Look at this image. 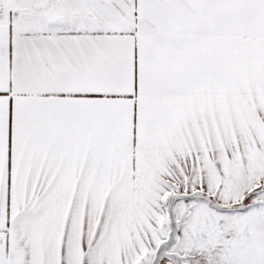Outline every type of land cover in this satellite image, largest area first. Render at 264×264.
Listing matches in <instances>:
<instances>
[{
	"label": "snow or ice",
	"instance_id": "1",
	"mask_svg": "<svg viewBox=\"0 0 264 264\" xmlns=\"http://www.w3.org/2000/svg\"><path fill=\"white\" fill-rule=\"evenodd\" d=\"M0 264H264V0H0Z\"/></svg>",
	"mask_w": 264,
	"mask_h": 264
}]
</instances>
